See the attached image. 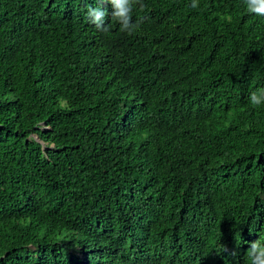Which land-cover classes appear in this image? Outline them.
Segmentation results:
<instances>
[{
	"label": "trees",
	"instance_id": "1",
	"mask_svg": "<svg viewBox=\"0 0 264 264\" xmlns=\"http://www.w3.org/2000/svg\"><path fill=\"white\" fill-rule=\"evenodd\" d=\"M0 0V264H250L264 243V17L244 0Z\"/></svg>",
	"mask_w": 264,
	"mask_h": 264
},
{
	"label": "clouds",
	"instance_id": "2",
	"mask_svg": "<svg viewBox=\"0 0 264 264\" xmlns=\"http://www.w3.org/2000/svg\"><path fill=\"white\" fill-rule=\"evenodd\" d=\"M98 7H89L87 11L88 18L97 29L107 31L106 17L109 13L104 7L110 3L112 6L111 17L119 22L121 31H126L129 34L134 32L139 27V21L133 22L132 10L135 4L144 5L141 0H98ZM246 11L255 16L264 17V0H244ZM193 8L198 7V0H192L190 5ZM249 101L252 106L264 105V88L257 89L249 96ZM250 246L247 251V257L250 264H264V243L261 240L249 242Z\"/></svg>",
	"mask_w": 264,
	"mask_h": 264
}]
</instances>
